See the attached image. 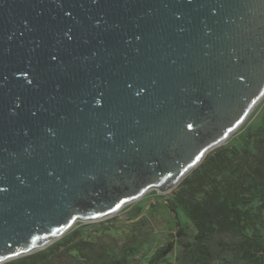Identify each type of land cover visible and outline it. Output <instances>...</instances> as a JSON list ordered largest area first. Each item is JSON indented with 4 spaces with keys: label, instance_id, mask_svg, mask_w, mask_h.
Masks as SVG:
<instances>
[{
    "label": "water",
    "instance_id": "95a60500",
    "mask_svg": "<svg viewBox=\"0 0 264 264\" xmlns=\"http://www.w3.org/2000/svg\"><path fill=\"white\" fill-rule=\"evenodd\" d=\"M264 98V0H0V264L171 192Z\"/></svg>",
    "mask_w": 264,
    "mask_h": 264
},
{
    "label": "trees",
    "instance_id": "16d2710c",
    "mask_svg": "<svg viewBox=\"0 0 264 264\" xmlns=\"http://www.w3.org/2000/svg\"><path fill=\"white\" fill-rule=\"evenodd\" d=\"M148 208H135L131 224L81 226L3 264H171L176 249L179 264H264V108L257 126L210 151L160 209ZM161 222L180 232L159 244Z\"/></svg>",
    "mask_w": 264,
    "mask_h": 264
},
{
    "label": "rangeland",
    "instance_id": "374dc122",
    "mask_svg": "<svg viewBox=\"0 0 264 264\" xmlns=\"http://www.w3.org/2000/svg\"><path fill=\"white\" fill-rule=\"evenodd\" d=\"M263 108H264V98L258 103V105L250 113V115L243 122V124L234 133H232L231 136L222 145L230 143V142H236L237 140H239L240 138L243 137L244 133L248 130L249 127L257 126L260 122V112L263 110ZM169 197H170V192L169 193H159L158 191H156L154 189L149 190L140 199H138L132 203L127 204L120 211H118L115 215L108 217V218H105V219H102V220H98L96 222L95 221L94 222H77L74 224V226L69 231L72 232L73 230L82 226L86 230V232L91 233L94 228H99V226H111V225L116 224V223L117 224H123V223L131 224V222L133 221L131 218L136 217V216L132 215V214H134L133 210L135 208H137L139 206L140 208H142V209H140V212H142V214H144L145 212L148 213V209H149L148 207H150V209L151 208L156 209V210L158 208L160 209L161 206L164 204V202ZM170 221H171V219H170ZM169 223L161 222L158 226L159 228L157 227L158 228V231H157L158 236H156V237H157V240L159 238V244L165 243L168 240V238L170 239V238H172L171 236H175L177 233L180 232L179 228H177L174 225V222H169ZM58 240H56L55 242H57ZM179 240H181V238H179ZM182 240H183V238H182ZM55 242H53L52 244H54ZM177 242H179V241H177ZM50 245H48V246H50ZM157 247H158V245H157ZM157 247H155V248H157ZM162 248L163 247H160L159 250H162ZM178 257L179 258L181 257V250L176 249L171 264H179V262L177 260ZM184 257L187 260L189 259V257L187 255ZM195 260H196V258H195Z\"/></svg>",
    "mask_w": 264,
    "mask_h": 264
}]
</instances>
